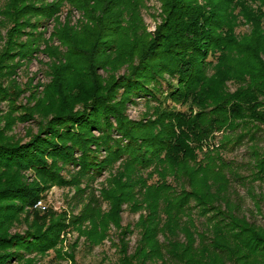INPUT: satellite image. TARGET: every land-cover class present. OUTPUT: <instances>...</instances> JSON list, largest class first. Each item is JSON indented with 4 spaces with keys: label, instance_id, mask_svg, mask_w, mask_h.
I'll use <instances>...</instances> for the list:
<instances>
[{
    "label": "trees",
    "instance_id": "16d2710c",
    "mask_svg": "<svg viewBox=\"0 0 264 264\" xmlns=\"http://www.w3.org/2000/svg\"><path fill=\"white\" fill-rule=\"evenodd\" d=\"M160 1L163 17L149 38L140 23L144 0H3L0 4V24L12 23L8 35L19 33L26 24L32 26L20 48L26 50L24 54L31 42L35 46L41 42L52 56L54 38L67 45L65 62L56 68L67 89L83 90L84 70L76 59L81 58L89 72L99 46L98 57L107 56L103 58L109 61L114 54L118 65H126L124 74L110 76L104 86L96 84L98 92L83 110L53 115L40 129L44 135L29 133L28 140L20 142L0 126V264L24 260L33 264L26 253L44 254L56 248L63 223H46L47 215L38 213L31 221L28 214L20 217L24 207L38 199L40 188L25 184L21 170L32 166L44 182L61 183L56 162L77 165L79 173L92 176L112 170L119 162L110 188L101 191L110 203L107 218L87 208L77 220H90L86 238L90 245L102 242L107 222L120 230L113 243L118 254L115 264H264V226L250 222L231 200L232 177L241 176L237 166L222 156V151L246 140L251 181L264 183V150L258 148L260 134L264 138V0ZM64 4L82 12L85 21L79 30L60 21ZM49 20L53 30L44 38L37 29ZM240 25H248L249 30L236 32ZM85 43L93 54L77 55L75 49ZM5 53L6 49L0 53V62ZM117 88H123V98L148 96L156 104L154 119L133 126L123 123L122 101L109 99ZM167 98L185 110L167 105ZM92 130L100 134L94 136ZM113 132L120 137L113 138ZM216 132L222 134L219 143L209 145ZM92 143L105 151L102 159L90 148ZM46 154L52 161L49 168ZM122 204L139 213L132 230L129 224H119ZM22 220L26 228L10 233L14 222ZM134 231L137 239L129 252L124 239Z\"/></svg>",
    "mask_w": 264,
    "mask_h": 264
},
{
    "label": "rangeland",
    "instance_id": "374dc122",
    "mask_svg": "<svg viewBox=\"0 0 264 264\" xmlns=\"http://www.w3.org/2000/svg\"><path fill=\"white\" fill-rule=\"evenodd\" d=\"M2 3L3 0H0V4ZM140 16L142 30L146 34L145 36L149 38L163 17L161 1L144 0V5L140 8ZM34 18H30V20H34ZM59 19L62 23L67 22L73 30H79L85 21L82 12L68 4L61 7ZM2 23L0 24V53L5 49L7 53L4 55V60L0 62V95H2L0 96V126L5 127V133L8 136L17 138L20 142L28 140L30 134L41 132L40 134L44 135L40 129L44 128L56 113L66 110L77 113L83 110L84 104L87 101L89 103L90 96L98 92L99 88L96 87L98 82L99 85L104 86L110 76L117 78L125 73L126 65H118L119 62H116L114 54L110 55L112 59L109 61L107 58H103L107 56L98 57L99 46L88 66L92 67V69L89 68V72L85 70L87 67L82 59H76L79 66H82L81 68L84 70L81 73L82 79L85 81L83 90L74 89L72 86L67 89L66 83L60 80L56 74V70H58L56 68L65 62V54L68 52L67 45L62 43L60 38H54L50 43L52 56L51 52L48 53L49 50L41 42L37 46L31 42L27 52H25L26 54H24L23 51L26 50H20V48H23L24 44L22 43L29 38L32 26L26 24L19 33L8 35L7 31L12 27V23L8 20L2 21ZM52 23L49 20L44 27L37 29L43 33L44 38L50 36L53 30ZM248 30V25H240L236 28L238 33H244ZM7 39L11 43L10 46L5 45ZM75 53L81 56L93 54L90 51L89 43L80 44L79 48L75 49ZM98 59H100V63L97 62ZM164 77L169 79L167 75ZM229 87L234 88L232 84ZM166 88V83L163 81L162 90L165 91ZM54 89H57L58 93L53 91ZM110 95V103L111 101H122L120 111L123 123L127 121L132 125L154 119L153 108L156 104L148 96L123 98V88H117ZM165 101L167 105L174 107L177 111L185 110L184 107L172 103L169 98ZM112 117L110 116L112 124L117 128L115 118ZM91 134L98 136L100 132L92 130ZM221 135V133L216 132L207 143L216 146ZM112 137L119 138L120 135L113 132ZM258 141L259 150H264V138L261 137V134ZM89 146L94 153L98 154V159L105 156L106 153L103 148H97L93 143ZM47 155L44 156V159L46 160V167L49 168L52 161ZM222 156L226 161H231L237 166L236 172L241 176L240 179L232 177L230 183L231 200L237 204L240 212L245 214L250 222L264 226V183L259 180L251 181L252 167L248 142L245 140L242 145L233 150L222 151ZM56 165L59 168L58 175L62 180L61 183L44 182L45 180L37 174L35 167L32 166L23 168L20 172L25 184L39 185L40 187L38 199L32 204L26 205L20 217L28 214V221H31L34 213H38L39 215H47L46 223L59 221L64 225L55 249L44 254L26 253L25 258L33 259V264H115L118 254L113 243H117L120 230L113 223L107 222L106 236L102 242L90 245L89 240L86 239L89 231H91L90 220L84 219L81 223L77 220L85 216L87 208L90 212L99 211L101 216L107 218L110 213V203L103 199L101 191L110 188L113 173L115 174V168L119 162L112 170H102L100 174L94 176L82 175L78 172L80 168L77 165H62L60 162H56ZM38 168L39 170L42 169L41 166ZM259 196L261 198H258ZM255 197L259 199L258 208L255 207ZM138 216L139 213L130 211L126 204L119 206L120 225L129 224L132 230ZM98 221L100 222V220ZM25 228L26 223L22 220L21 223L14 222L9 232H22ZM80 230L86 233H81ZM136 239L135 231L127 232L124 240L128 243L129 252L133 250ZM59 255L64 258H60ZM26 263L27 260L13 261L9 264Z\"/></svg>",
    "mask_w": 264,
    "mask_h": 264
}]
</instances>
